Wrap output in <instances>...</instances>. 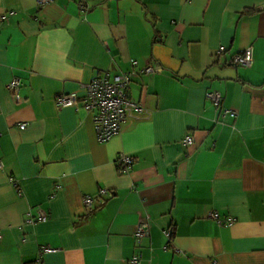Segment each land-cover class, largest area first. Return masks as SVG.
<instances>
[{
  "label": "crops",
  "instance_id": "obj_1",
  "mask_svg": "<svg viewBox=\"0 0 264 264\" xmlns=\"http://www.w3.org/2000/svg\"><path fill=\"white\" fill-rule=\"evenodd\" d=\"M248 46L250 68L227 63ZM125 72L150 116L109 142L90 114L55 107ZM0 161V264H264V0H0ZM37 211L47 221L26 223Z\"/></svg>",
  "mask_w": 264,
  "mask_h": 264
},
{
  "label": "built area",
  "instance_id": "obj_2",
  "mask_svg": "<svg viewBox=\"0 0 264 264\" xmlns=\"http://www.w3.org/2000/svg\"><path fill=\"white\" fill-rule=\"evenodd\" d=\"M49 0H36L39 7L48 3ZM12 13H10L11 15ZM225 52L224 47H219L215 54L220 56ZM254 62V49L252 46L244 48L241 52L233 54L227 63L233 67L250 68ZM132 65H135L132 62ZM154 69L146 67L139 71V74L153 73ZM134 72H125L114 76L105 74L103 76L94 77L89 83L84 84L85 95L82 99H78L75 95L57 94L54 97V104L56 108L72 107L74 109H81L91 115L94 125L96 140L99 143H107L113 137L118 135L122 126L128 121H138L148 118L150 115L139 104L134 103L128 97V87L131 76ZM21 81L17 78L11 80L6 89L11 92L14 99L19 102ZM206 99L215 109H219L222 103V96L217 91H210L206 93ZM222 115L230 118H236L237 112L231 109H222ZM25 123L19 125L20 130H24ZM184 146L189 147L193 144L191 136H186L183 141ZM135 160L132 157L119 155L116 159V165L120 173H127ZM3 169V164L0 161V171ZM108 191L102 189L96 196H85L82 200L83 206L86 210L91 211L104 203L103 196H108ZM207 219L216 222L217 224L231 225L232 218H227L225 221L221 219L217 212L211 211L207 214ZM47 221V215L42 211H37L35 217L28 216L26 223H44ZM149 227L144 221L136 225L134 236L136 242L141 241L148 236ZM168 241L171 238L169 232H165ZM52 249L44 248L39 253L38 262L41 263L42 254L52 252ZM138 258H133L127 264H138Z\"/></svg>",
  "mask_w": 264,
  "mask_h": 264
}]
</instances>
